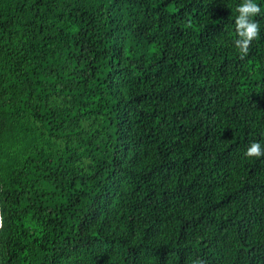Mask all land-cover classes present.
Listing matches in <instances>:
<instances>
[{
    "label": "trees",
    "instance_id": "16d2710c",
    "mask_svg": "<svg viewBox=\"0 0 264 264\" xmlns=\"http://www.w3.org/2000/svg\"><path fill=\"white\" fill-rule=\"evenodd\" d=\"M255 2L0 0V264H264Z\"/></svg>",
    "mask_w": 264,
    "mask_h": 264
},
{
    "label": "clouds",
    "instance_id": "9594fccd",
    "mask_svg": "<svg viewBox=\"0 0 264 264\" xmlns=\"http://www.w3.org/2000/svg\"><path fill=\"white\" fill-rule=\"evenodd\" d=\"M236 11L238 15L235 18L236 38L234 44L243 58L248 55L252 42L260 35V26L252 18L261 13V7L255 0H242ZM188 26H191V22ZM245 155L247 157L264 156V148L259 142L252 141L247 147ZM193 264H203V261L197 259L193 261Z\"/></svg>",
    "mask_w": 264,
    "mask_h": 264
},
{
    "label": "rangeland",
    "instance_id": "374dc122",
    "mask_svg": "<svg viewBox=\"0 0 264 264\" xmlns=\"http://www.w3.org/2000/svg\"><path fill=\"white\" fill-rule=\"evenodd\" d=\"M37 137V136H36ZM39 140V139H38ZM35 141H37L35 139ZM34 143L33 142H30V145L29 146H32ZM61 145V142L60 140H49L46 144H45V148L46 149H54V148H58L59 146Z\"/></svg>",
    "mask_w": 264,
    "mask_h": 264
},
{
    "label": "water",
    "instance_id": "95a60500",
    "mask_svg": "<svg viewBox=\"0 0 264 264\" xmlns=\"http://www.w3.org/2000/svg\"><path fill=\"white\" fill-rule=\"evenodd\" d=\"M2 225V215H1V206H0V227Z\"/></svg>",
    "mask_w": 264,
    "mask_h": 264
},
{
    "label": "bare ground",
    "instance_id": "6f19581e",
    "mask_svg": "<svg viewBox=\"0 0 264 264\" xmlns=\"http://www.w3.org/2000/svg\"><path fill=\"white\" fill-rule=\"evenodd\" d=\"M119 81V80H118Z\"/></svg>",
    "mask_w": 264,
    "mask_h": 264
}]
</instances>
